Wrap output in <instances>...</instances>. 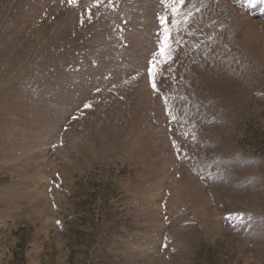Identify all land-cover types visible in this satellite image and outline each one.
<instances>
[{"label":"rangeland","instance_id":"obj_1","mask_svg":"<svg viewBox=\"0 0 264 264\" xmlns=\"http://www.w3.org/2000/svg\"><path fill=\"white\" fill-rule=\"evenodd\" d=\"M185 7L154 91L161 0H0V264H264V0Z\"/></svg>","mask_w":264,"mask_h":264},{"label":"snow or ice","instance_id":"obj_2","mask_svg":"<svg viewBox=\"0 0 264 264\" xmlns=\"http://www.w3.org/2000/svg\"><path fill=\"white\" fill-rule=\"evenodd\" d=\"M67 2L71 5L75 4L77 0H67ZM109 2L111 3V0ZM161 2L165 6V11L157 17L160 24V31L158 33L159 47L153 54L148 68V74L154 91H159L156 82L157 76H165L168 72H174L172 62L176 51L184 42V36L193 35L190 28L193 13L185 7L188 0H161ZM94 3L98 6L100 3H103V0H94ZM87 19L89 22L93 19L91 8L88 9ZM84 22L82 17L80 20L81 26H83ZM165 65H167V68H165ZM115 86L113 85V87ZM97 91H100V89H97ZM164 99L167 104V96ZM84 107L89 108L91 104L86 103ZM169 116H172L171 111H169ZM192 138L195 139V133L192 134ZM173 146L178 152L180 151L179 145L175 141H173Z\"/></svg>","mask_w":264,"mask_h":264}]
</instances>
